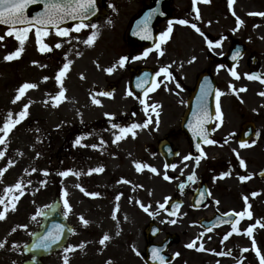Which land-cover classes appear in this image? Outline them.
<instances>
[{"label": "rangeland", "instance_id": "rangeland-1", "mask_svg": "<svg viewBox=\"0 0 264 264\" xmlns=\"http://www.w3.org/2000/svg\"><path fill=\"white\" fill-rule=\"evenodd\" d=\"M102 1L105 17L88 23L89 27L78 33L71 31L69 36H59L56 31H48L47 35H41V43H38L32 28L23 52L11 61L5 57L17 51L20 42L0 28V36L4 37L0 40V128L10 113L17 119L28 105L27 116L8 134L6 143L0 144V152L4 153L0 158V170L7 168L0 177V196L5 195V188L18 182L23 184V194L9 193L6 199V204L10 205L11 196H19L15 210L9 207L6 218L0 220V243L4 245L0 247V258L6 254L17 255V247L25 243V237L20 235L18 246L16 244L8 251L14 229L19 233L34 231L30 228H37L40 213L56 197L60 198L63 214L75 232L67 246L74 250L63 252L54 259L57 263L52 260L53 264H65L66 256L68 264H77L82 259L83 264H145L143 234L148 223L154 221L162 229L156 243H161L167 233L183 230L166 212L176 173L173 167L165 171L158 153V142L163 138L164 130L157 129L153 116L143 115V108L139 109L138 117L130 118L135 100L126 95L129 80H123L127 78L126 70L119 63L128 16L122 17L123 11L111 16L112 0ZM131 9L135 10V7ZM250 13H264V0H233L231 6L229 0L194 3L189 20L199 25L200 32L193 28L177 29L173 45H177L182 53L168 56L177 62L175 67L184 79L183 85L190 86L191 76L195 75L196 80L197 74L209 67L217 82L223 85L219 97L221 116L216 122L215 134L218 139L226 137V142L214 146L205 164L200 166L205 173L207 166L214 168L216 165L226 178L251 177L250 182H244L243 189L237 186L240 190H235L232 185L224 187L222 184V190L228 189L237 197L241 195L252 215L249 218L248 212L243 210L245 219L237 226L243 236L224 241L223 231L205 235L198 228L197 217H209L211 208L194 214L195 227L187 232L190 237L202 239L195 241L191 248L186 240L173 246L170 252L178 254L173 264H261L257 249L264 256V227L261 226L264 225V180L257 177L264 170V95H261L264 83L247 76L256 71L264 78V16ZM183 18L188 19V16ZM237 18L243 23H238ZM93 24L98 28H92ZM67 28L73 29L74 25ZM94 31H98L99 36L92 45L85 44ZM234 39L247 44L244 59L233 69L239 79L222 64L214 66L208 61L210 55L215 59L224 55ZM209 40L213 42L211 48ZM41 44H47L51 50L41 51ZM57 44L61 47L57 48ZM65 64H69V70L61 81H57ZM111 67L113 70L109 72ZM25 83L37 87L26 90L22 98L14 102L18 89ZM62 90L64 97L57 100ZM148 101L144 103L146 106L156 105L154 99ZM111 114L122 119L112 128L111 123L105 121ZM143 117L148 119L147 127L141 123ZM246 121L255 124L256 137L252 143L241 147L234 136ZM133 124L141 126L133 130L135 136L121 133V128ZM118 135L122 138L117 141ZM78 139L80 143H76ZM137 164L144 167L138 170ZM151 168L157 171L153 172ZM94 169L103 170L92 171ZM60 172H69V175L61 176ZM165 175L170 179H165ZM65 200L71 211L65 208ZM141 204L149 211H144ZM162 204L164 207L160 206ZM2 211L3 206H0ZM81 217L88 221L87 225ZM18 223H25L26 227ZM250 227L251 236L246 234ZM105 234L111 239L102 245L100 240ZM201 246L203 250L199 252ZM230 251V259L218 258L220 253ZM20 257L18 255L17 259Z\"/></svg>", "mask_w": 264, "mask_h": 264}, {"label": "flooded vegetation", "instance_id": "flooded-vegetation-1", "mask_svg": "<svg viewBox=\"0 0 264 264\" xmlns=\"http://www.w3.org/2000/svg\"><path fill=\"white\" fill-rule=\"evenodd\" d=\"M202 0H112L111 2V16L120 14V11H123L120 15L122 17H127V23L124 27V33L122 35L123 40L125 39V36L127 34L128 28L130 26V23L132 19L139 14L142 10H151L153 14H156L159 17V22L157 24V37L158 40L151 49V51L146 50L145 48L141 46H130L125 44L122 47L121 53V59L123 57H128V60L124 63L123 70H126L127 78H123V80H129V91H131V95H129V92H126V95L128 98H133L135 100V105L132 107V111L130 114V118L138 117L139 115V109L143 108V115L145 116H153L154 117V124L157 125V129L161 131V129L164 130V136L163 138L158 142V145L161 144L163 141L169 142L171 144V147L174 151L175 158L173 160V172L176 174L172 178V184H173V194H172V200H174L177 203H181L180 208L177 209V215L174 217V223L179 227L183 228L181 233H175L178 236L179 243H182L183 241L189 243H193L194 241L200 242L202 238L197 237L193 238L190 237V234H188L187 230L195 227V215L197 213H200L204 211L205 209H210V214L214 216L215 214H221L226 215L228 213H241L243 210H246V212H249V207L245 205L243 201V197L239 195L237 197V194L231 193L227 190H222L224 187L227 186H233L232 188L235 190L243 189L244 182H250L251 177H249L246 180H241L239 177L236 179L226 178L222 175L220 168L216 165L215 167H206L205 173L202 171V166L205 164V161L208 159L209 155L211 154V149L214 148L217 144H223L226 142V137H223L222 139H218L216 135L214 134L213 138L211 140H214L215 143L208 144L203 147V153L199 157V162L197 163V160L191 156L190 146L189 142L186 138V136L183 133V124H187L184 122L185 115L188 111V101L191 95V92L193 91L195 87V75H192L190 78L191 84L189 85H183L184 79L180 77V74L177 72L176 67L177 62L174 61V58L168 57L171 54H181L179 47L177 45H173V42L176 37V30L177 29H192V24H195L197 27L199 26L195 21L189 20V15L192 13V5L196 2H199ZM114 3V4H112ZM135 7V10H132V7ZM184 6V7H180ZM127 8V10H125ZM132 12V14H131ZM127 15H126V14ZM188 16V19L183 18L184 16ZM180 20H186L188 21V24H180L178 21ZM171 23L172 32L169 34L167 38L162 42L161 41V34L167 32L169 28V24ZM199 28V27H198ZM192 30L196 31L195 28ZM234 41V40H233ZM232 41V42H233ZM125 43V41H124ZM159 44V49H157L156 45ZM162 44V45H161ZM174 48H173V47ZM148 52L147 56H144V53ZM161 52L163 53L161 55ZM136 57H140V59H136ZM166 58V59H165ZM120 59V60H121ZM209 60V57H208ZM218 62L212 63L214 66L221 65V60L215 59ZM156 65H158L156 67ZM147 67L153 69L154 73L160 71L161 68L167 67L168 70L172 73L173 78H166L163 74L160 76H156V81L158 83V87L153 91V94L150 96V98L154 99V102L158 107L153 111L151 107L148 108V112L145 111V104H142L140 102L141 98L134 94L131 89V84L133 81V78L135 76L136 70H141L142 68ZM113 70V68L111 67ZM112 72V71H111ZM125 75V73H124ZM187 78V77H186ZM111 86H114V89L117 88L116 85H114L113 82H111ZM182 87V89L180 88ZM224 89L223 85L221 83L218 84V90ZM128 93V94H127ZM157 113L159 114L157 116ZM123 116H126V112L123 111ZM122 120L119 115H109L107 122L111 123L112 125ZM142 124L148 123V119L146 117H143L141 119ZM189 128V127H188ZM216 125L214 126V133L216 132ZM166 129L168 131L166 132ZM234 139L238 140V136H234ZM251 142H249L246 145H249ZM62 148V147H61ZM159 149V148H158ZM159 153V150H158ZM160 154V153H159ZM162 165H164L163 157L161 156ZM187 157V159H186ZM162 171V170H161ZM217 176V178H216ZM240 176V175H239ZM189 177H193V179H189ZM201 183H204L207 186V189L209 191V203L207 206L202 207L200 209H195L194 205L192 203L193 195L196 192L197 188ZM224 187H223V185ZM240 189H238V187ZM241 192V191H239ZM253 194L252 192H250ZM249 196H251L249 194ZM251 201H253L251 199ZM229 207L228 210L221 211L224 207ZM253 209L254 206L252 207ZM210 215V216H211ZM197 217V225L198 228L201 229V231L207 235L211 233H215L217 231H223L222 236L225 238V236H228L229 240H233L234 238L242 237V233L239 230V234L235 231H233V225H227L223 226L221 228H216L212 230H207L204 228L201 224L202 220L209 219L211 217ZM252 216V215H251ZM237 217V216H236ZM244 218V217H243ZM242 218V220H243ZM18 224H24L25 223H18ZM17 224V226H19ZM42 222L38 223L37 228L31 227L30 229H34V231L27 233L24 231L18 232V229H14L12 233L14 234L13 237H11V240L9 242V250L13 249V247L16 246L17 242L21 239V236H24L23 239L25 241L24 244H22L20 247H17V255L11 254L9 256L1 257L0 258V264H25L26 262L31 260L30 256H26L25 254V247L26 245L31 241V238L33 234L36 233V230H40ZM25 228V227H24ZM237 228V224H236ZM231 233V235H228ZM28 235V237H26ZM204 235V236H205ZM178 243V244H179ZM18 246V244H17ZM67 249V248H66ZM65 250L62 252H56L53 253L48 259L43 260V264H53L52 260L56 259L58 256H60ZM16 253V252H14ZM5 255V252H3ZM20 255V259H17V256ZM57 263V260H54ZM84 260H78L77 264H83Z\"/></svg>", "mask_w": 264, "mask_h": 264}, {"label": "snow or ice", "instance_id": "snow-or-ice-1", "mask_svg": "<svg viewBox=\"0 0 264 264\" xmlns=\"http://www.w3.org/2000/svg\"><path fill=\"white\" fill-rule=\"evenodd\" d=\"M37 0H0V24L8 26L9 30L6 33L8 36H14L19 42L20 47L17 49V51L9 54L5 57L6 60H13L15 58H19L20 54L23 52V47L26 39L28 38V33L32 30L33 27H35V32L37 36V42L41 43V35H47L49 27L56 29V34L59 36H69L71 31H77L79 32L82 28H87L89 25L85 24L84 21L87 20L90 16V14H94L95 11V4L96 0H46L44 3V11L37 14L34 18H29L26 14L27 9L30 5L36 3ZM205 2H208V0H205ZM233 3V0H229V4ZM235 14V13H233ZM251 15H261L264 16V13H250ZM151 14H149V17L146 18L145 24L147 22V19H149ZM199 10L197 9V19H199ZM238 23H243V21H240L239 18ZM68 20H74V21H80V23L76 24L73 29L69 28H62L61 25H63ZM171 23L169 24V28L167 32L161 34V41L163 42L165 38L169 36V34L172 32ZM180 24H188V21L186 20H180L178 21ZM193 28L196 29L197 32H200V29L195 25H191ZM92 28H98L97 25L93 24L91 25ZM146 31V28L144 29ZM201 35H204L202 32ZM99 36L98 31H94L89 38L84 41L85 44L92 45L95 41V39ZM4 37L0 36V40H3ZM209 47H213V42L208 41ZM57 48L61 47L60 44L56 45ZM157 49H159V44L156 45ZM41 51H50V47L47 44H41ZM151 51V50H149ZM163 53L161 52V55ZM148 52L144 53V56H147ZM136 59H140V57H136ZM233 59H236L234 56ZM128 60V57H123L120 60V65L123 66L124 63ZM70 63V62H69ZM222 67V66H221ZM69 70V64H65L63 69L60 71V73L57 75L56 79L57 81H61V78L66 75V72ZM109 72L112 71V69H108ZM163 74L166 78H173L172 73L168 70L167 67L161 68L159 72L155 74V76H160ZM231 74L239 79L238 74L235 72V70H232ZM150 74H145V79L137 82V87L143 88L145 95L148 94L150 91H154L159 85L156 80H151L148 82V77ZM248 79H259L262 83H264V78L260 77L259 75L255 74H247ZM47 79V78H45ZM146 82L148 83V86L146 85ZM37 87L35 84L31 83H25L18 89V95L15 97L14 102L19 101L22 96L26 93V90L32 89ZM246 89H240V91H245ZM131 91H129V95H131ZM100 95H109V93H100ZM209 93L207 91H203L202 100L203 103L201 104L200 111L198 114H194V124L190 125L192 128L193 134L196 136L201 137L203 140H205L209 144L215 143L214 140L208 139V136L206 135L207 129L205 125L212 120V115L209 113L207 108V96ZM222 95V93L217 90L216 91V97H217V106H216V118L220 119L221 116V109L219 105V97ZM261 95H264V93H261ZM64 97V91L62 90L59 93V96L56 98L59 100L60 98ZM95 103H99V101H94ZM144 101H141L143 103ZM151 107L153 111L158 107V105H151L146 106L145 111L148 112V108ZM28 114V105H25L23 111H21L18 114L17 119H13V114H9L7 121L4 123L3 127L0 128V133H3L2 136H0V144L6 143V138L8 134L12 131V129L21 122L23 118H25ZM159 114L157 113V116ZM149 122H151V117H149ZM113 127H116V125H113ZM141 127L140 125L133 124L129 128H121L120 131L122 134L125 133H131L133 136H135L134 129ZM143 127H147V123L143 125ZM122 137L118 135L116 137V140H120ZM76 143H80L79 139L76 141ZM246 145L242 144L241 147H245ZM199 148V145H197ZM4 155L3 152H0V158H2ZM187 159V157H186ZM197 163L199 162V157L196 158ZM242 166L244 165V162L241 161ZM137 169L140 170L142 167H144L141 164L136 165ZM175 167V166H172ZM103 169H94L92 171H102ZM7 171V168L0 170V177L3 176L4 172ZM151 171L156 172L157 170L155 168H151ZM61 176H67L69 175V172H60ZM73 175H78L77 173H72ZM249 177H241V180H246ZM165 179H170L167 175H165ZM189 179H193V177H189ZM83 191V189H81ZM19 192L20 194H23V184L22 182L16 183L14 186H9L4 189V196H0V206H3V211L0 212V220L5 219V213L9 211V207H11V210H15V201H18L19 196L13 194L11 196V203L6 204V199H8L9 193H16ZM89 195H99L97 193H90ZM255 195V194H254ZM119 199V197H117ZM170 199V198H169ZM245 202L247 203V197L244 198ZM65 208L68 209V211H71V207L67 200L64 201ZM161 207H164V205H160ZM141 207L144 209V211H149L148 207H145L143 204H141ZM250 207V206H249ZM118 211V206L117 209ZM151 214V213H150ZM229 217L234 215L233 213L226 214ZM236 216H244L245 214L243 212L241 213H235ZM248 217L251 218V213L248 212ZM115 218V217H114ZM82 222L87 225L88 221L85 220L83 217H81ZM174 222V221H173ZM233 225V231L237 232L239 234V230L236 228V224L238 221H229ZM264 227V225H261ZM26 227V226H24ZM63 234V226H57L54 231L48 232L44 237L41 238L40 243L34 245V248H49L51 244L59 243V240L61 239ZM247 235H252V228H248ZM228 235H231L229 233ZM228 236H225V239H227ZM111 237L107 234L103 236V238L100 240V243L103 245L106 241H109ZM195 244V241L189 245H187L189 248L193 247ZM4 245L0 243V247H3ZM81 247H83L81 245ZM73 248H67L65 249L66 252L73 251ZM201 250H203V247L201 246ZM244 251H248V249H244ZM178 255V254H177ZM220 255H227V253H220ZM257 255L260 256L261 264H264V256H261L259 253V250L257 249ZM153 256L154 259L159 260L160 264H166L165 257L159 254V249H153ZM65 264H68V258L65 257ZM110 264V262H109Z\"/></svg>", "mask_w": 264, "mask_h": 264}, {"label": "water", "instance_id": "water-1", "mask_svg": "<svg viewBox=\"0 0 264 264\" xmlns=\"http://www.w3.org/2000/svg\"><path fill=\"white\" fill-rule=\"evenodd\" d=\"M46 2V0H37L36 3L30 5L27 9L26 14L28 15V17L34 18L37 16V14L41 13L44 11V3ZM105 15V11L103 9V6L101 4V0H96V4H95V11L94 14H90L89 18L87 20H85L84 22H88L94 18L97 17H102ZM137 19V18H136ZM72 22H80V21H74V20H68L66 21L63 25H61V27H65L66 25H68L69 23ZM1 27L4 28H8V26L0 24ZM51 28V27H49ZM9 29V28H8ZM55 29V28H53ZM155 39V36L153 37ZM137 38L135 36H133L132 34H127L126 36V41L129 44H138L136 40ZM240 45V46H237ZM234 45V47L232 48L231 52L224 58L227 66L229 67H233L235 66V64L237 63V61L244 55L246 46L242 45V44H237ZM240 47V48H237ZM236 57V59H233V57ZM151 81V78L148 80V82ZM198 84L201 86H205L207 89V92L209 93V95L207 96V108L209 113L212 115V120L206 124L207 126H209V130H208V135L210 136V126L213 124L214 121V115H215V111H214V99H215V81H214V77L210 72H205L203 74H201L198 78ZM148 86V83L146 82V85ZM136 88H140L137 87ZM142 89V88H140ZM197 92H194L192 95V101L195 102L197 99ZM253 134V125L251 124H245L243 125V131H242V136L245 135L246 138H249L251 135ZM199 136L193 135L192 139H191V145L192 147H197V144H195L196 142H200V140L198 139ZM163 152H164V156L167 160V164L169 166L170 162H171V154L170 151L165 149V147L163 148ZM260 178H264V172H262V174L260 175ZM207 200V190L204 188L202 191H200L196 197H195V203L198 205L200 202H202L201 204H204V202H206ZM198 205L199 206H201ZM171 206H174L171 204ZM42 218L44 220V225H43V229L40 233L36 234L33 237V242L30 246H28L27 248V252L32 254L36 260H39L42 257H46L50 254V252H52L54 249L57 248H61L67 241L69 235L72 233V228L67 224L66 220L64 219V217L61 214V205L58 201H56L51 209H49L47 212H45L42 215ZM211 222H208V224H210ZM57 226H63V234L61 239L59 240V243L56 244H51L49 248L45 249V248H34L33 246L40 243L41 238L44 237L48 232L54 231V229ZM159 234V230L157 228V226L155 224H150L146 230V236H147V241H148V257L145 258L146 263L147 264H160L159 260L154 259L153 256V249H159V254L162 255L163 257H165L166 260V264L170 263L172 261V258L169 256H166V251L168 250V248L170 247V245H172L173 243L177 242V240H175L174 236H168L167 240L163 243V245H155L153 244V239ZM30 264H40L39 262H34V263H30Z\"/></svg>", "mask_w": 264, "mask_h": 264}]
</instances>
